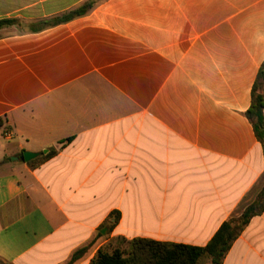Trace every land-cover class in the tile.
Here are the masks:
<instances>
[{
  "label": "crops",
  "instance_id": "1",
  "mask_svg": "<svg viewBox=\"0 0 264 264\" xmlns=\"http://www.w3.org/2000/svg\"><path fill=\"white\" fill-rule=\"evenodd\" d=\"M88 1L0 0L3 264L205 247L264 180V0H102L45 24ZM223 264H264V212Z\"/></svg>",
  "mask_w": 264,
  "mask_h": 264
},
{
  "label": "trees",
  "instance_id": "2",
  "mask_svg": "<svg viewBox=\"0 0 264 264\" xmlns=\"http://www.w3.org/2000/svg\"><path fill=\"white\" fill-rule=\"evenodd\" d=\"M102 0H89L76 10H72L61 17L46 22V25H59L83 17L91 12L95 5ZM13 20L0 21V28L13 24ZM247 118L253 126L255 136L264 151V66L260 70L257 83L252 91L251 107L247 111ZM55 150L44 156L51 158ZM23 159L24 157L21 156ZM264 212V188L255 199L247 205L241 214L232 216L224 222L212 240L205 247H195L183 244L157 242L150 239H134L129 242L127 250L115 249L109 252L100 249L90 264H201L205 257L209 264H223L233 243L240 237L250 221ZM118 215H116V220ZM78 252L73 256L74 261Z\"/></svg>",
  "mask_w": 264,
  "mask_h": 264
},
{
  "label": "rangeland",
  "instance_id": "3",
  "mask_svg": "<svg viewBox=\"0 0 264 264\" xmlns=\"http://www.w3.org/2000/svg\"><path fill=\"white\" fill-rule=\"evenodd\" d=\"M11 161H14L13 158H11ZM264 188V180H262L261 182H259V184L249 193V195L247 196V198L245 199L244 201V207L249 205L251 202H253L255 199H258L259 197V193L263 190ZM244 208L243 209H238L235 214V215H238V214H241L243 212ZM209 258L208 257H205L201 264H209ZM0 264H3L0 262Z\"/></svg>",
  "mask_w": 264,
  "mask_h": 264
},
{
  "label": "water",
  "instance_id": "4",
  "mask_svg": "<svg viewBox=\"0 0 264 264\" xmlns=\"http://www.w3.org/2000/svg\"><path fill=\"white\" fill-rule=\"evenodd\" d=\"M37 156H39L38 153H32V152H24L23 157L25 162H30L31 160L35 159Z\"/></svg>",
  "mask_w": 264,
  "mask_h": 264
},
{
  "label": "built area",
  "instance_id": "5",
  "mask_svg": "<svg viewBox=\"0 0 264 264\" xmlns=\"http://www.w3.org/2000/svg\"><path fill=\"white\" fill-rule=\"evenodd\" d=\"M6 136H8V135L6 134Z\"/></svg>",
  "mask_w": 264,
  "mask_h": 264
}]
</instances>
